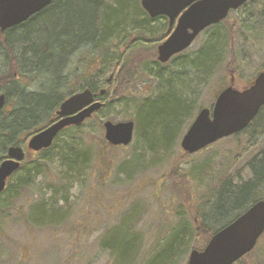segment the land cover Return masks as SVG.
<instances>
[{
    "label": "rangeland",
    "instance_id": "374dc122",
    "mask_svg": "<svg viewBox=\"0 0 264 264\" xmlns=\"http://www.w3.org/2000/svg\"><path fill=\"white\" fill-rule=\"evenodd\" d=\"M87 1L92 9L98 10L96 28L106 23L104 32L100 35L103 39V35L111 31L109 21H115L119 25L127 20L132 12H141V9L139 10L141 4L139 6L137 4L139 0ZM139 18L140 22L145 18L143 10ZM227 24L230 28L234 27V32H231L232 40L234 39L231 50L236 57L237 71H227L223 79L225 80L224 85L227 84L229 87L232 81L234 88L242 91L261 72H264V0H251L247 5L233 12L225 26ZM222 27L224 28L223 25ZM213 32L214 29L203 32L191 48L165 66L143 62V75L139 76L138 84L133 92V95L137 96L136 102L128 97L121 98L110 108L95 114L79 132L74 129L62 133L53 150L57 156L54 158L49 155L45 156L40 161L41 169H38L40 172L38 175L34 169L29 170L28 173L23 171L17 174L13 184L18 178L21 179L27 174L32 175H29L30 186L23 190L22 195L16 201V209L7 212L10 217L5 218L6 222L2 221L6 232L3 235L0 234V248L2 247L1 252H3L0 255V264H132L139 262L142 260L140 255H146L151 248L159 244L160 239L165 238L167 228L176 227L183 219L187 220L189 213L194 215L193 203L190 201L191 204H189L186 201L187 191L180 197L174 196L171 192L172 182L168 178L171 170L177 168L181 171L186 169L190 172L194 171L191 184L193 189L190 187V191L194 192L195 198L197 197V207L202 201L208 199L206 196L213 188L227 183L228 192L232 193L255 181V171H260L259 160L264 161V116L254 125V127H259L258 132L260 133L254 143L249 142L250 133L240 134L224 139L193 156H185L181 149L182 139L188 129L184 130L180 136H177L176 132L173 136L167 137L166 141H169L164 144L166 145L165 150H159L158 145L150 149L151 144L157 143L159 133L146 134L144 137L141 121H135L137 109L133 107L138 102L156 94L158 87L160 89L156 79L158 73L164 74V80L172 78L174 88H176L174 82H177L182 74L185 75L183 76L185 84L191 81L196 83L195 73L187 62L191 61L195 53L202 49ZM144 34L147 33L144 32ZM154 38L156 36L150 37V39ZM161 43L154 44L150 50H157ZM116 50L119 52L121 46H118ZM104 70L107 80L111 75V69ZM97 75L99 71L92 74L93 79ZM221 76L222 72L218 78ZM105 79L102 84L103 88L107 87ZM214 81L207 88L203 86L199 88V102L204 108H211L206 106L215 103L216 90L220 81L217 85V80ZM104 100V98L101 99V102L106 103ZM152 102L156 104L155 100ZM108 121L114 124L134 122L133 141L129 146L116 148L107 143L104 124ZM88 147L90 150L88 167L86 169V165L84 166L85 171L80 178L78 177L71 183L61 181L67 171L62 166V159L70 154L69 149H74V152L79 149L80 158L83 157L85 161ZM100 156L103 160L98 158ZM54 179L59 182L56 186ZM256 192L264 199V184L257 185ZM249 194L252 193L249 192ZM65 199L68 200L67 204L63 203ZM43 200L53 201L54 204L57 202L56 205L63 206V212L68 218L64 221L58 219L56 226L51 227L50 225L48 228L27 227L24 212L25 215L30 213L32 205L36 202H43ZM245 202L246 200L239 206L241 207ZM179 207L182 208L183 213L181 214L177 210ZM129 214L131 220L130 216L126 217ZM235 214V212H228L227 218L232 219ZM123 217L126 220H122ZM129 220L131 224L137 222L135 232L142 242L139 258L136 257L137 253L131 250L123 253L118 250L119 240L123 239ZM118 224L119 226L112 232L115 238L110 240L112 245L110 254L100 246L101 239L106 229ZM183 230L184 228H179L174 232L178 233ZM177 235L174 237L176 238ZM172 239L167 236L164 242H172ZM260 241L262 248L264 238ZM133 243L134 237L130 236L124 245L127 244L132 249ZM188 258L186 257L181 264H188Z\"/></svg>",
    "mask_w": 264,
    "mask_h": 264
},
{
    "label": "trees",
    "instance_id": "16d2710c",
    "mask_svg": "<svg viewBox=\"0 0 264 264\" xmlns=\"http://www.w3.org/2000/svg\"><path fill=\"white\" fill-rule=\"evenodd\" d=\"M97 11L98 10L92 9L88 5L87 0H63L60 12L56 14L45 13L42 16L43 20L41 22V33L39 38L37 40L32 38V40L33 42H39V44L43 41L49 40L60 59H64L66 53L83 40H91L93 59L92 73L95 72L94 67H97V65L100 64V60H103L106 62L107 68L111 69V75H114L115 77L112 83L107 84V87L104 88L106 89V95L103 98L106 103L104 108L101 110L102 112L104 109L110 108L114 102L121 100V98L128 97L136 102L135 100L137 96H134L133 92L134 89H136L135 86L138 84L139 76L143 75V62L146 61L155 65L158 64L160 66H165L173 61L174 58L167 64H161L157 61V50L152 51L150 49L154 46V44H159L161 43L160 41H163V35L150 39L152 36L148 33L149 25L145 19L147 15L144 13L145 18H143L144 20L140 22L141 26L139 30L141 31V34L138 39V46H132L131 43L127 44L126 41H123L124 46L126 47V53L125 56L118 58V62L120 63V69L118 70L115 65L116 57L114 58V55L118 54L116 53L118 52L116 50L118 46L115 44V38L122 39L127 34L131 33L132 29L136 26L135 24L140 21L139 16L141 15L142 9L141 12L138 11L139 13L132 12V14L129 15L130 17L119 25H117L115 21H109L111 31L108 34L106 33V35H103L104 39L103 37H100V35L103 34L102 32H104V25L106 23H103L102 26L96 28L95 21ZM228 19L224 22L228 23ZM224 22L210 28L214 29L212 35L208 38L202 49L195 53L193 59L187 62L191 70L195 73V84L192 81L185 84L183 78L185 75L182 74L178 78V81L174 82L176 84V89L174 88L172 78L164 80V74L160 75L161 73H158L156 79L158 86L160 85V89L162 88V92L158 87L156 90L157 93H154L149 99L138 102L134 107L131 104L133 108L137 109V118L135 121H141L142 129L144 130L143 133L145 135L144 137H146V134L159 133L157 135V143L154 145L151 144L150 149H153V146L155 147V145H158V147H160L159 150H165L166 145L164 144H167L169 141H166L167 137L173 136L176 132L178 133L177 136H180L184 130L186 131L189 128L196 118L198 111L204 108L199 102L200 86L207 88L211 82H215L214 80H217L216 85L218 84V81H220L216 90V100L220 92L227 87V84L226 86L224 85L225 80H223L227 71H237L236 57L234 52L231 50L233 48L232 42L234 41V39L232 40L231 32H234V27L230 28L229 24L225 26ZM99 28L101 33L99 32ZM144 32L147 34H144ZM117 42L121 43L122 40H118ZM138 49H140V51ZM207 51L209 52L207 53ZM210 52L212 54H210ZM103 69L105 68L103 67ZM221 72L222 76L218 78ZM99 75L105 76V70L104 72H99ZM215 77L216 79H214ZM96 90L98 91L100 89H94V91ZM152 100H155L156 104H153ZM142 104L144 105L141 106ZM145 104L146 108H144ZM33 105L34 107L38 105V110L39 108H43L44 104L38 103ZM212 106L213 105L210 104V106L208 105L206 107ZM260 114L261 115L258 117V120L263 119L262 116H264V109H262ZM130 120H132V118H130ZM76 130L77 132L80 131L78 128H76ZM241 134H247V129ZM69 150L70 154L62 159V166L67 169V171L64 173L61 181L64 180L67 183H71L78 177L80 178L81 174L85 171L84 166L86 165V169L88 167V154L90 155L89 147L86 149L87 158L85 161L83 157L80 158L79 149L75 152L73 151L74 149ZM98 158L103 160L102 156ZM128 162H130V160ZM259 165V172L255 171L253 167L256 173V182L254 181L253 183L246 184L232 193L228 192L229 190L226 187L227 183L218 188H213L209 190L208 195L206 196L208 199L202 201L201 205L198 207L196 206L197 197L195 198L194 192L190 191V187L192 188L191 184L194 177V171L190 172L188 169L181 171L177 168L171 170L168 174V178L170 179L169 181L172 182L171 192L174 196L180 197L182 193L187 191L186 201L189 204H191L190 201L193 203L194 215H191L188 212V219L180 221L177 225L178 227L167 228L168 231H165L167 232L165 238L170 236L173 238L172 242H164L165 238L163 240L160 239V245L156 244L149 252H147L146 255H140L142 257L141 261L133 262L132 264H181L186 257L190 256L192 251H202L216 232L233 223L254 204L260 200H264L260 194L256 192V186L260 184L257 182L261 181V184H264V162ZM38 169H41V166L37 165L34 167L37 175L40 173L38 172ZM29 175L31 174L25 175L23 177V181L21 178L20 182L9 185L4 194L0 196V234L2 233V235L6 232V228L2 225V221L6 222L5 218H7L9 211L16 209V201L22 195L23 190L30 186ZM53 181L55 186L59 184V182H56L55 179ZM58 181L60 180L58 179ZM57 189H59V187ZM249 192L252 194H249ZM244 200H246V202L240 207L239 205H241ZM67 202V199L63 201V203L66 204ZM56 204H54L53 201L47 202L46 200H43V202H36L32 205L30 213L25 215L24 212L23 216L26 219V226L32 229L48 228L50 225L51 227L56 226L58 219L61 221L66 220L68 217L67 214L63 212V206L59 207ZM177 210L180 211L179 214L183 213L181 207L177 208ZM228 212H235L236 214L232 219H228ZM20 213L21 212L19 211V214ZM128 216H130V214L126 215V217ZM121 219L126 220L124 217ZM131 219L132 218L130 216V220ZM130 220L126 225L127 231L123 239L119 240L118 250L121 253L131 250V252H136V257L139 258V251L142 246V242L138 234L135 232L137 222L131 224ZM182 223H184L183 226H180ZM119 224H121V222ZM119 224L110 229H106V233L101 239L100 246L105 248V250H107L110 254L112 251L110 240L115 238L112 232L114 228L119 226ZM179 228H184V230L175 233L174 230ZM162 231L159 233V236ZM176 235L177 237L175 238L174 236ZM130 236L134 237L132 249L129 248V245H124ZM263 238L264 235L262 236V239ZM1 248L0 252L2 251ZM263 248L264 246L261 248V241H259L256 248L250 254L239 260L236 264H264ZM2 253L3 252H1L0 255H2ZM151 256H153L152 260ZM249 259L252 260L249 261Z\"/></svg>",
    "mask_w": 264,
    "mask_h": 264
},
{
    "label": "water",
    "instance_id": "95a60500",
    "mask_svg": "<svg viewBox=\"0 0 264 264\" xmlns=\"http://www.w3.org/2000/svg\"><path fill=\"white\" fill-rule=\"evenodd\" d=\"M52 1L0 0L1 28L26 21ZM195 1L197 3L182 14L174 33L159 46V62L168 63L174 56L189 49L204 30L222 22L230 11L238 10L249 0H142L141 3L150 17L168 16L173 21ZM104 93L101 92L102 95ZM95 97L88 89L65 101L59 113L63 119L35 136L29 144L30 149L40 151L50 147L65 128L81 126L104 108V103L95 102ZM2 101L3 97L0 98V108ZM263 107L264 72L242 91L233 85L226 88L217 97L212 110H201L182 139V150L189 155L197 154L222 139L242 132ZM134 127L131 121L117 124L108 121L104 124L105 139L112 146H129L133 141ZM15 151L17 161H7L0 167V195L6 189L7 179L19 169V161L23 159L21 149H12L10 155ZM263 235L264 201H259L233 223L218 231L203 251H192L188 264H236L255 249Z\"/></svg>",
    "mask_w": 264,
    "mask_h": 264
},
{
    "label": "flooded vegetation",
    "instance_id": "af4514ba",
    "mask_svg": "<svg viewBox=\"0 0 264 264\" xmlns=\"http://www.w3.org/2000/svg\"><path fill=\"white\" fill-rule=\"evenodd\" d=\"M195 3L197 1L186 7L173 21L168 16L150 17L142 5L139 10L142 9L147 15L145 19L149 25L148 33L151 36L163 35L165 42L174 33L182 14ZM62 4L63 0H53L47 7L22 23L6 29H2L0 26V98L3 97L0 108V147H2L0 150V167L7 161H17L14 158V155L17 154L16 151L12 153V156L10 155L12 149H21L23 152V159L19 161V169L7 179L5 191L15 181L17 174L23 171L28 173L35 166H41L40 161L47 155L51 158L57 156L53 150L62 133L76 128L80 130L91 119H87L81 126L65 128L48 148L40 151L30 149L29 144L35 136L63 119L59 113L65 101L88 89L96 95L95 102H101V99L106 95V89L102 87L105 76L97 75L96 79L92 77L94 72L92 73L93 59L90 39L75 45L66 53L64 59L59 58L49 40L40 44L32 40V38L36 40L39 38L42 16L45 13L56 14L60 12ZM137 4L139 6L141 0ZM135 25L132 32L127 34L125 38H115L116 46H121V50L116 54L115 59L118 70L120 69L118 58L125 56L126 53L123 41L126 40L127 44L131 43L132 46H138V37L141 32L139 30L140 21ZM118 40H122V42L118 43ZM103 67L106 69L107 64L100 60V64L94 67L95 72H104ZM114 78V75H110L107 80L105 79L106 85L112 83ZM94 89L100 90L94 91ZM102 91H105L103 95L101 94ZM38 103H43V108L37 110L39 106L37 105L35 108L33 104ZM260 112L247 127V134L250 133V143H254L260 136L259 127H254L261 115ZM259 161L260 163L264 162L262 159ZM254 162L256 161L254 160ZM20 180L18 178L16 181L20 182ZM257 183L261 184L262 182Z\"/></svg>",
    "mask_w": 264,
    "mask_h": 264
}]
</instances>
